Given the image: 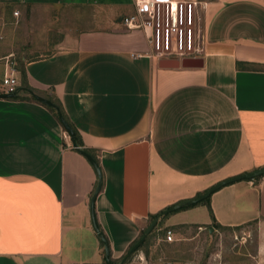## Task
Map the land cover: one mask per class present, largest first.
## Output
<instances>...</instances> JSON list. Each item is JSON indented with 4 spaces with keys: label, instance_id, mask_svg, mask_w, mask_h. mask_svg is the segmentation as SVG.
<instances>
[{
    "label": "crops",
    "instance_id": "1",
    "mask_svg": "<svg viewBox=\"0 0 264 264\" xmlns=\"http://www.w3.org/2000/svg\"><path fill=\"white\" fill-rule=\"evenodd\" d=\"M0 7L19 16L94 12L90 28L69 29L51 54L26 62L25 78L62 104L78 147L99 160L94 212L111 260L124 259L153 216L264 167V0H208L200 51L185 57L198 60L190 68H162L160 60L179 58L156 55L142 29L126 27L133 0H0ZM8 67L0 66V91ZM99 180L48 107L0 98V264H106L91 213ZM254 222L264 227V176L164 215L157 227ZM134 256L129 264H139Z\"/></svg>",
    "mask_w": 264,
    "mask_h": 264
},
{
    "label": "rangeland",
    "instance_id": "2",
    "mask_svg": "<svg viewBox=\"0 0 264 264\" xmlns=\"http://www.w3.org/2000/svg\"><path fill=\"white\" fill-rule=\"evenodd\" d=\"M13 12L0 7V56L9 53L6 59L0 60V66L8 63L18 72L29 60L51 54L55 41L69 29L90 28L94 15L91 9L78 8L28 9L24 16H15ZM160 228L154 229L136 253L137 263L242 264L248 260H264V227L256 222L234 229L187 226L175 232L162 224ZM167 230L173 232V242L167 243ZM160 239H165L166 244L159 242ZM139 256L144 260H139ZM132 260L133 257L125 264Z\"/></svg>",
    "mask_w": 264,
    "mask_h": 264
},
{
    "label": "built area",
    "instance_id": "3",
    "mask_svg": "<svg viewBox=\"0 0 264 264\" xmlns=\"http://www.w3.org/2000/svg\"><path fill=\"white\" fill-rule=\"evenodd\" d=\"M136 14L125 19L129 29H142L156 55L183 59L200 51L202 35L198 24L208 0H133ZM18 15V13H15ZM16 70L5 69L0 93H13L18 89ZM66 135H68L66 133ZM166 240L173 242L174 234L166 231ZM135 259L137 256H134ZM138 259V258H137ZM143 261V256H139Z\"/></svg>",
    "mask_w": 264,
    "mask_h": 264
},
{
    "label": "water",
    "instance_id": "4",
    "mask_svg": "<svg viewBox=\"0 0 264 264\" xmlns=\"http://www.w3.org/2000/svg\"><path fill=\"white\" fill-rule=\"evenodd\" d=\"M197 63H198V60H194V59H190V58H184L182 60H180V59H162V60H160V66L162 68L180 67V66H182L184 68H190V67L197 66ZM20 90L27 91L29 93V95L32 96L36 101H38L39 103H41L47 107L54 109L57 112L59 120H60L62 126L64 127L66 133L71 138L75 148L90 161V163L94 166L96 172L98 173L99 179H100L99 185H98V188H97V190H96V192L93 195L92 200H91L92 220H93V224H94V229H95L97 235L100 237V239L104 245L106 263L107 264H113L112 260H111V252H110L109 244H108L105 236L102 234V232L100 231V229L98 227L95 212H94L95 211L94 210L95 201H96L98 194L101 191L102 184H103L102 172H101V169H100L98 162L90 153H88L86 150L78 147L77 140H76V134H75L74 130L72 129L70 124L66 121V119L62 115V112H61L59 106L56 103H54L53 101H51L50 99L43 97V96L35 93L32 90H26L24 88L18 89L17 91H15L13 93H0V98H14L18 95ZM263 176H264V167L257 169L255 171H252V172H247V173H244L241 175H237L235 177H231V178L226 179V180L214 185L213 187L209 188L204 194H202L199 197H196L194 199H190V200L184 201L182 203L173 205L172 207H169L168 209L164 210L159 215H157V217L152 221V223L146 228L144 235L130 249V251L127 253V255L122 260V264H125L128 261V259L133 257L139 251V249L145 243V241L147 240L149 235L157 227L160 217L167 215V214H170L172 212L178 211L179 209H181L182 207H184L188 204H190V205L198 204V203L202 202L203 200L207 199L208 197H210L216 191L220 190L221 188H223L227 185H230V184H233L236 182H240V181H244V180H254L258 177H263Z\"/></svg>",
    "mask_w": 264,
    "mask_h": 264
},
{
    "label": "trees",
    "instance_id": "5",
    "mask_svg": "<svg viewBox=\"0 0 264 264\" xmlns=\"http://www.w3.org/2000/svg\"><path fill=\"white\" fill-rule=\"evenodd\" d=\"M20 72H21V74H22V87L24 88V89H26V90H32V88L28 85V82H27V80H26V76H25V66L23 67V68H21L20 70H19ZM33 91V90H32ZM46 98H48V99H50L51 101H53L54 103H56L58 106H59V108H60V110H61V112H62V115L64 116V118L66 119V121L70 124V126L72 127V129L74 130V132H75V134H76V139H77V143H78V145H80L81 144V139H80V136H79V133H78V131H77V129L74 127V125L71 123V121H70V119H69V117L67 116V114H66V112H65V110H64V108H63V106H62V104L58 101V100H56V99H54L52 96H47ZM14 100H24V99H31V100H35L32 96H29V97H27V98H24V97H21V96H16V97H14L13 98ZM47 107V106H46ZM48 109H50L57 117H58V114H57V112L54 110V109H52V108H50V107H48ZM59 118V117H58ZM90 153H92L90 150H88ZM93 157L96 159V161L99 163V160L97 159V157L95 156V155H93ZM260 178H262V177H258V178H256V179H254V181H257V180H259ZM247 181H253V180H247ZM209 201H210V197H208L207 199H205V200H203L202 202L203 203H209ZM192 206H194V205H186V206H184V207H182L183 209H186V208H190V207H192ZM157 217V215L156 216H153L152 217V220L151 221H153L155 218ZM218 226V225H217ZM219 228H221V229H224L223 227H220V226H218ZM145 230L146 229H144L143 231H142V233H141V236H140V238L144 235V233H145ZM150 236V235H149ZM139 238V239H140ZM138 239V240H139ZM137 240V241H138ZM136 241V242H137ZM135 242V243H136ZM146 242H147V240L145 241V243L141 246V248L140 249H142V247L146 244ZM134 243V244H135ZM134 244H132V246L130 247V249L134 246ZM130 249L128 250V252L130 251ZM139 249V250H140ZM127 252V253H128ZM126 253V254H127ZM123 259V258H122ZM122 259L120 260V262L122 261ZM112 263L113 264H116L117 262H115V261H113L112 260ZM107 264V263H106Z\"/></svg>",
    "mask_w": 264,
    "mask_h": 264
}]
</instances>
